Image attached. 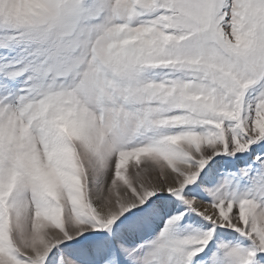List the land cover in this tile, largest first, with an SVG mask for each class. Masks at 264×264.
<instances>
[{
    "label": "snow or ice",
    "instance_id": "1",
    "mask_svg": "<svg viewBox=\"0 0 264 264\" xmlns=\"http://www.w3.org/2000/svg\"><path fill=\"white\" fill-rule=\"evenodd\" d=\"M0 264H264V0H0Z\"/></svg>",
    "mask_w": 264,
    "mask_h": 264
}]
</instances>
